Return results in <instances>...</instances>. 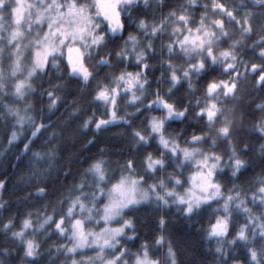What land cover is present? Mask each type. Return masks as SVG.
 Returning <instances> with one entry per match:
<instances>
[{"label": "snow or ice", "instance_id": "obj_1", "mask_svg": "<svg viewBox=\"0 0 264 264\" xmlns=\"http://www.w3.org/2000/svg\"><path fill=\"white\" fill-rule=\"evenodd\" d=\"M126 24L136 31L125 36ZM157 69L153 90L149 75ZM249 86L264 92V0H0V117L10 123L7 145L23 137L20 154L44 165L32 172L37 196L46 193L41 179L72 177L68 196L58 201L67 203L58 219L53 207L52 214L37 212L35 224L28 213L19 230L11 217L0 222V264L14 252L22 253L20 264H41L35 235H47L53 225L67 243L46 250L48 264H180L165 239L166 210L175 206L191 220L213 201L215 222L204 235L215 241L213 264H264V172L246 177L250 153L264 163V99L253 98L249 112ZM85 93L105 111L83 119L80 129L126 128L127 151L116 161L114 182L104 149L90 162L80 153L65 156L68 121L52 120L60 106L76 117ZM225 169L232 184L226 194L217 180ZM184 184V192L177 191ZM6 187L0 178V192ZM6 203L0 199V208ZM142 204L158 210L154 244L166 245L163 260L150 255L146 240L135 253L126 247L138 235L129 213ZM234 213L244 217L235 228Z\"/></svg>", "mask_w": 264, "mask_h": 264}, {"label": "trees", "instance_id": "obj_2", "mask_svg": "<svg viewBox=\"0 0 264 264\" xmlns=\"http://www.w3.org/2000/svg\"><path fill=\"white\" fill-rule=\"evenodd\" d=\"M231 2V0H229ZM135 16L136 13H133ZM126 20V17H122ZM129 31L135 32V25H127L126 31L124 33L127 36ZM252 55L251 52L246 53V58ZM128 70L134 71L133 67ZM52 79L55 80V70H51ZM160 76L159 70H155L149 75L150 83L153 85V90H155V80ZM182 94V93H181ZM246 98L244 101V106L252 112L251 100L256 99L259 102L260 99H264V92H256L251 86L245 89ZM47 98L45 97V100ZM90 97L87 94H82V109L81 112L72 118H68V112L70 109H66L63 106L59 107V111L52 116L53 122H59L67 120V125L64 127L63 135L66 139L62 140V146L64 149V155L67 156L71 153H80L81 160L90 162L93 157L99 156V149H104V156L102 157L110 165V176L116 179V176L120 173L119 169L116 167V161L119 160L121 163L125 158V153L127 151L126 145L128 138L126 135L121 133H126V128L122 125L116 124L108 127L99 133H94V129H80L79 125L83 119H87L89 116L95 112L96 117L99 118L105 109L99 102L90 103ZM175 99V98H174ZM71 100V97H69ZM5 103H10L11 99L5 100ZM37 104V108H39ZM132 111V109H127ZM153 115H160V113L153 112ZM142 118V117H141ZM251 123V121H248ZM138 124L139 121H136ZM179 125L174 123L172 128L175 129ZM10 128V123H6L2 117H0V178H5L7 187L0 192V199L6 201L4 208H0V222H7L8 218H13L14 225L17 230L22 226L23 220L28 216V213H32L33 224L36 222L37 212H47L52 214L53 207H55V214L58 215L65 210L67 203L61 205L58 201L62 197L68 196V188L71 186L72 177H69L68 181L64 180L58 181H45L41 179L39 183L41 186L46 188V193L44 196H37L36 184L38 181L33 177L32 172L34 168L44 167L43 164H37L30 159L29 154L21 155L22 150V140L17 141L13 146L9 147L7 145V135ZM70 138V139H68ZM94 138V143L88 145L87 148L84 145L89 139ZM250 144H254L255 137H252L248 141ZM40 141H36L38 146ZM155 147V145H153ZM152 150V149H149ZM219 151H226L223 147ZM20 157L17 159V157ZM251 165L246 177L251 180L255 175H259L264 172V163L261 162L260 158L250 153ZM61 163H66V161H61ZM87 166V163L82 165ZM75 167H81V165H75ZM142 171L141 169H138ZM111 171H114L111 172ZM170 168L168 169V172ZM229 170L225 169L224 172L218 173L217 180L222 185V191L226 194L228 189L232 187L230 182V176L228 175ZM62 175V174H61ZM75 175V172H74ZM151 182V181H149ZM246 189L249 187L248 184L243 185ZM212 208L216 207V202H211ZM212 208L207 205L202 206L201 211L194 216L191 220H185L181 213L175 210V206L166 210V219L168 221V227L166 228L164 235L166 241H171L174 247L178 250L177 257L180 264H213V251L215 248V241H207L204 239L205 229L209 228L211 223L215 222V214ZM128 210H126L127 212ZM130 217L134 220L137 239L133 241H128L127 247L132 252L135 253L141 243L145 240L151 246L152 251L150 255L163 260L164 253L167 251L165 246H157L154 244V238L158 234L157 220H158V210L154 204H142L133 212L129 213ZM244 217L242 215H236L234 213L232 219V227H237L242 223ZM33 230L31 229L32 232ZM11 234L9 233V241ZM35 239L41 244V251L43 253L41 257V264H48L47 249L52 248L55 252V244L58 242L67 243L66 240L58 237L55 234L54 225L48 230L47 235H41L36 233ZM5 238L3 233H0V247L4 246ZM9 247L11 243L9 242ZM157 249H159L157 251ZM236 255L243 260L244 253L241 249L236 250ZM22 253L14 252L11 257L7 258L6 264H20L19 257ZM0 258H3L0 254ZM52 259H57L54 255ZM62 259V258H61ZM59 264V261L57 262Z\"/></svg>", "mask_w": 264, "mask_h": 264}, {"label": "rangeland", "instance_id": "obj_3", "mask_svg": "<svg viewBox=\"0 0 264 264\" xmlns=\"http://www.w3.org/2000/svg\"><path fill=\"white\" fill-rule=\"evenodd\" d=\"M125 103H126V102H123V101L121 102V111H122V112L125 110ZM173 170H174V169L170 167V171H169V172H172ZM111 172L114 173V171H111ZM190 174H191V173H190L189 169H188V168H185V169L183 170V180H187V177H188ZM119 175H120V173L118 174V176H116V179L119 178ZM165 175H167V173H165ZM112 176H113V175H112ZM116 179H113V182H114ZM186 187H188L187 184H184L183 187H181V186H177V191L183 193ZM203 206H205V205H203ZM66 208H67V205H66L64 211H66ZM58 217H59V214L56 215V218H57V219H58ZM36 218H37V217H36ZM86 223L88 224L89 227H92V228H94V230H97V231H98L99 226H96V225L94 224V222H93V223L86 222ZM112 226L115 227V226H117V225H116L115 222H113V225H112ZM29 231H31V229H28V233L31 234L32 232H29ZM126 247H127V245H126ZM127 248H128V247H127ZM85 251H87V252L89 253V255L92 254L91 250H87V249H86ZM129 264H131V261H129Z\"/></svg>", "mask_w": 264, "mask_h": 264}]
</instances>
